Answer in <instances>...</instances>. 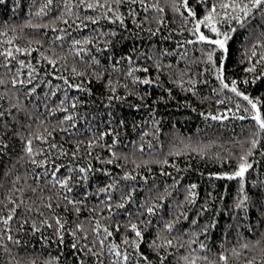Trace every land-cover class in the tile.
<instances>
[{
    "label": "trees",
    "instance_id": "trees-1",
    "mask_svg": "<svg viewBox=\"0 0 264 264\" xmlns=\"http://www.w3.org/2000/svg\"><path fill=\"white\" fill-rule=\"evenodd\" d=\"M187 2L195 17L185 0H0V264H264V133L231 91L264 117V20ZM212 4L232 38L208 61L186 42ZM241 156L243 189L224 175Z\"/></svg>",
    "mask_w": 264,
    "mask_h": 264
},
{
    "label": "snow or ice",
    "instance_id": "snow-or-ice-1",
    "mask_svg": "<svg viewBox=\"0 0 264 264\" xmlns=\"http://www.w3.org/2000/svg\"><path fill=\"white\" fill-rule=\"evenodd\" d=\"M117 2L119 3L120 0H117ZM133 3H135V0H132ZM141 2H143V0H141ZM49 3H51V0H49ZM87 7L92 8L94 7V5L92 4H88ZM184 7L187 10L188 16L190 17H195V12L188 7V2L187 0H185L184 3ZM219 8L224 10V17L228 18V19H232L237 25H241L243 26L244 24H247L248 21L250 19L253 18V16L257 13L260 14V18L261 20H264V0H228V2H224V0H220L219 3ZM229 9H231V11H228ZM160 11H163V9H160ZM176 11H179V9H176ZM40 13H37V15H39ZM117 19H120L119 16H117ZM220 13L217 12V5L216 4H212V6L210 7V9L208 10V12L203 16V18L201 19H197L196 23L194 25L193 28V32L196 35V40H189L186 43L188 44H194V43H206L208 45L213 46L211 51H208L206 53L207 56V60L208 61H212L213 59V55L216 51H221L223 53H227L228 52V43L229 40L232 38L229 34V32H221L218 24L220 22ZM93 23H95V21H93ZM206 27L210 30L211 33L215 34L214 38L209 37L207 35H205L200 29L201 27ZM36 27H39V25H36ZM232 32H235L236 29H231ZM155 33H153L154 35ZM76 43H79L78 41ZM178 46H183V45H178ZM17 51H21V49H17ZM256 53L253 52V55H255ZM8 56H11L12 53L8 52L7 53ZM262 60H264V56L261 57ZM21 65L24 64L23 61H20ZM145 71H147V69H145ZM223 71H224V62L223 59H221L219 67L217 68V73H218V79L221 80L223 87L224 88H228L229 85L227 83H223L224 81V76H223ZM246 71H254V67L253 68H249L246 69ZM17 75H19V72H17ZM4 81L0 80V84H3ZM17 83L20 84H24L25 81L22 80H16L13 79L12 80V84L13 86H15ZM27 83H31V80L27 81ZM67 83V82H66ZM141 83L144 84H148L151 83L150 80L145 79L143 81H141ZM232 87H231V91L234 92L237 96H243V99L248 101V103L251 105L252 110L254 111V115L251 117L256 125L258 126L259 132L257 133V135H259V133H264V117H262L261 115V111L260 108H258V103L259 101H253L251 100L247 95H244L243 93H241L240 91H238V89L235 87L236 85V81H232ZM71 86V85H70ZM76 87H80L79 85H77ZM32 91H35V89H33ZM245 111H247V109H245ZM11 113L8 110H3L0 109V122H3L2 125H0V137H3L8 131L11 130L12 128V124L9 123L7 121V116H10ZM15 117H12V120L15 121ZM72 117L70 116H66L65 120H71ZM212 119H222V117L220 116H212ZM223 119H227V116L223 117ZM239 119H245L244 116H240ZM13 135H17V133H13ZM49 135H51V133H49ZM36 139H42V137H36ZM115 143V141H113ZM31 141L29 140L27 142L26 148L25 150L29 153V155H32L33 150L31 147ZM252 148H255L257 146V140L253 139L252 140ZM51 147L55 148L57 147V145L52 144ZM7 148V144L4 143L3 139H0V159H2V155H3V150ZM251 154V152L249 151V155ZM75 155V154H74ZM109 163H111V161H108ZM33 164H37V166H40L44 163V161H39L37 162L36 160H32ZM164 163H167V161H165ZM252 166L250 164L247 163L246 157L245 156H241L240 157V163L238 165V168L235 172H233L232 174H224L225 177L229 180L232 179H236V178H240L241 180V189H243V181L245 178V173L249 170V168H251ZM79 171L81 173H84L86 171V169L84 168H80ZM52 175L55 177L56 176V172H53ZM127 178V177H126ZM57 183H59L62 187L67 188L68 186V181L67 179L65 180H57ZM109 187H111V185H109ZM196 185H192L191 188H195ZM104 189H102L103 191ZM32 191H36V189H32ZM68 191H71V188H68ZM248 200V197L245 196L244 199L236 205L237 208L243 207L245 206L246 202ZM71 204H75V201H68ZM47 207H51V205H47ZM119 207H123V204L119 205ZM15 208L12 209V212H15ZM79 210V209H77ZM147 211L149 213L153 212V208L149 207L147 209ZM12 214L10 213L7 217V219H5L3 221L4 224H7L9 220H11ZM59 220L57 221V224H59ZM62 227V226H61ZM79 227V226H77ZM131 229L132 231L135 232L136 237H141V232L138 230L137 228V224L133 223L131 224ZM169 228H171V225L168 226ZM105 232H107V229L104 230ZM58 234H59V229H58ZM108 235H111L110 232H108ZM8 239H12L11 236L8 237ZM61 240H62V236H61ZM125 243H128L127 239H125ZM168 244H171V241L167 242ZM101 244H103V241H101ZM133 246L136 245V241L133 240L132 241ZM73 248H76V244L72 245ZM203 246V245H202ZM116 246L113 245V248H115ZM244 247H247V245H244ZM117 255H119V253H116ZM128 257L124 256V260H127ZM220 259H225L224 256H221ZM193 264H195V262H193ZM248 264H252V261H249Z\"/></svg>",
    "mask_w": 264,
    "mask_h": 264
}]
</instances>
